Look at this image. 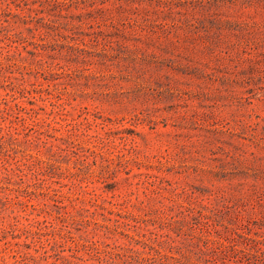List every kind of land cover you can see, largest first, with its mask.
I'll return each instance as SVG.
<instances>
[{
  "label": "rangeland",
  "instance_id": "374dc122",
  "mask_svg": "<svg viewBox=\"0 0 264 264\" xmlns=\"http://www.w3.org/2000/svg\"><path fill=\"white\" fill-rule=\"evenodd\" d=\"M0 264H264V0H0Z\"/></svg>",
  "mask_w": 264,
  "mask_h": 264
}]
</instances>
